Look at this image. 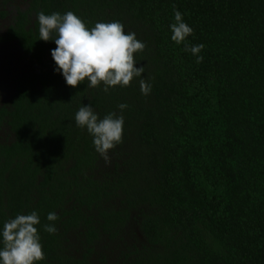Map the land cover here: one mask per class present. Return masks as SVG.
<instances>
[{
    "label": "trees",
    "instance_id": "1",
    "mask_svg": "<svg viewBox=\"0 0 264 264\" xmlns=\"http://www.w3.org/2000/svg\"><path fill=\"white\" fill-rule=\"evenodd\" d=\"M26 4L7 40H19L35 71L0 112L15 134L0 147V226L36 210L40 264H264V0ZM174 7L194 30L186 43L204 44L203 62L171 40ZM40 11L135 32L151 93L141 78L108 92L67 85L54 41L39 40ZM89 103L101 118L129 106L108 159L76 125ZM49 212L55 234L43 229Z\"/></svg>",
    "mask_w": 264,
    "mask_h": 264
},
{
    "label": "clouds",
    "instance_id": "2",
    "mask_svg": "<svg viewBox=\"0 0 264 264\" xmlns=\"http://www.w3.org/2000/svg\"><path fill=\"white\" fill-rule=\"evenodd\" d=\"M39 40L54 41L56 47L51 55L55 71L62 74L67 85L77 87L87 82L88 88L103 85V91L120 86L128 87L134 78H141L144 66H137L135 54L142 52L146 44L137 38L135 32H126L120 21L97 22L88 27L73 11L65 13H37ZM171 40L203 62L204 44L186 43L193 34V28L184 20L183 13L174 7L173 22L169 25ZM140 91L148 96L152 85L146 79L139 80ZM129 106L118 105L120 114L111 112L100 117L92 104H83L75 113L77 127L86 129L92 137L95 150L108 159L109 150L121 141L124 131L123 112ZM56 212H49L43 225L44 231L55 234ZM41 224L39 213L32 210L28 214H17L0 226V264H40L45 259L43 244L38 226Z\"/></svg>",
    "mask_w": 264,
    "mask_h": 264
},
{
    "label": "flooded vegetation",
    "instance_id": "3",
    "mask_svg": "<svg viewBox=\"0 0 264 264\" xmlns=\"http://www.w3.org/2000/svg\"><path fill=\"white\" fill-rule=\"evenodd\" d=\"M26 3L27 0H15L4 4L3 0H0V112L3 108H9L19 79L35 71V65L31 64L29 56L19 45V40H7L11 26L16 25L19 12H23ZM32 26L33 24L28 25L27 30ZM2 114V123L14 120L7 117V114ZM14 137V132L10 131L7 125L0 126V147L11 145Z\"/></svg>",
    "mask_w": 264,
    "mask_h": 264
}]
</instances>
